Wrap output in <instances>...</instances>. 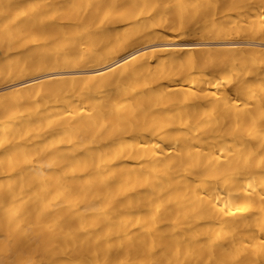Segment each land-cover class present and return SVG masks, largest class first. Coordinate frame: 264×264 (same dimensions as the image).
Returning <instances> with one entry per match:
<instances>
[{
    "label": "bare ground",
    "instance_id": "bare-ground-1",
    "mask_svg": "<svg viewBox=\"0 0 264 264\" xmlns=\"http://www.w3.org/2000/svg\"><path fill=\"white\" fill-rule=\"evenodd\" d=\"M0 264H264V0H0Z\"/></svg>",
    "mask_w": 264,
    "mask_h": 264
}]
</instances>
